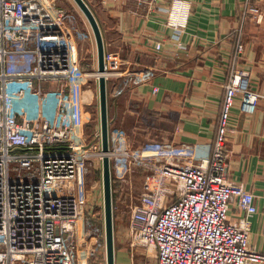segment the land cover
Wrapping results in <instances>:
<instances>
[{
  "label": "built area",
  "instance_id": "obj_1",
  "mask_svg": "<svg viewBox=\"0 0 264 264\" xmlns=\"http://www.w3.org/2000/svg\"><path fill=\"white\" fill-rule=\"evenodd\" d=\"M137 2L152 12L158 0ZM189 10L173 0L167 25L184 27ZM240 17L242 34L245 20L262 22L264 0H244ZM82 33L95 40L93 31L80 29L78 14L55 0H0V264H88L106 250L105 230L93 228V211L85 206L87 176L96 161L103 169L104 153L102 130L90 145L82 130ZM243 51L238 40L227 58L207 160L195 161L194 145L131 146L109 118L112 180L128 184L136 168L155 179L132 207L129 230L132 244L154 252L158 264H264V253L249 242L256 196L227 176L235 101L252 115L264 99L251 88L249 70L238 65ZM105 62L109 100L157 72L126 69L118 53L105 51ZM93 76L99 84L98 70ZM232 209L243 213L239 223L230 221Z\"/></svg>",
  "mask_w": 264,
  "mask_h": 264
},
{
  "label": "crops",
  "instance_id": "obj_2",
  "mask_svg": "<svg viewBox=\"0 0 264 264\" xmlns=\"http://www.w3.org/2000/svg\"><path fill=\"white\" fill-rule=\"evenodd\" d=\"M86 1L102 29L107 54H120L129 70L157 68L151 82L109 100L111 127L131 146L194 145L195 161L207 160L218 130L227 58L238 40L244 43L238 65L249 70L251 88L264 94V18L260 23L245 20L240 34L244 0H183L190 10L179 29L167 25L173 0H158L152 12L137 0ZM257 108L247 115L240 99L235 101L226 140L227 176L256 196L258 211L249 218V242L264 253V99ZM232 210L230 221L239 223L243 213Z\"/></svg>",
  "mask_w": 264,
  "mask_h": 264
},
{
  "label": "rangeland",
  "instance_id": "obj_3",
  "mask_svg": "<svg viewBox=\"0 0 264 264\" xmlns=\"http://www.w3.org/2000/svg\"><path fill=\"white\" fill-rule=\"evenodd\" d=\"M56 3L66 9H72L78 14L79 27L83 30L93 31L90 24L80 11L74 0H55ZM89 5L88 1L85 0ZM81 63L85 75L81 78L82 96L84 102L81 106L82 130L86 136V144L97 141L100 134V113H99V96L98 80L93 76L97 73V46L94 38L88 37L82 33L79 39ZM97 66V68H96ZM140 145H136L138 147ZM132 186L128 184L120 185L113 180V213H114V230H115V247L116 260L115 264H158L154 257L155 254L148 253L147 250L137 244H132L130 236V221L132 216V207L138 201L143 192H149L155 181L151 171L145 168L137 169L130 176ZM86 184V209L93 211V228L104 229V197H103V180L102 168L96 161L95 166L91 168V172L87 176ZM136 180V182H135ZM132 255L134 260L132 263ZM88 264H106V250L104 249L100 255Z\"/></svg>",
  "mask_w": 264,
  "mask_h": 264
},
{
  "label": "water",
  "instance_id": "obj_4",
  "mask_svg": "<svg viewBox=\"0 0 264 264\" xmlns=\"http://www.w3.org/2000/svg\"><path fill=\"white\" fill-rule=\"evenodd\" d=\"M80 11L87 18L91 29L93 30L95 43L97 46V62L99 76V113H100V130H102V146H103V197H104V214H105V247H106V264H115L116 247H115V230H114V213H113V180L111 173V163L109 158V96H107V79L105 77V45L103 40L102 29L98 24L94 12L85 2V0H74Z\"/></svg>",
  "mask_w": 264,
  "mask_h": 264
},
{
  "label": "bare ground",
  "instance_id": "obj_5",
  "mask_svg": "<svg viewBox=\"0 0 264 264\" xmlns=\"http://www.w3.org/2000/svg\"><path fill=\"white\" fill-rule=\"evenodd\" d=\"M176 10H179V12H182V10L180 8H176ZM174 18V17H173ZM98 76H101L100 73H98Z\"/></svg>",
  "mask_w": 264,
  "mask_h": 264
},
{
  "label": "trees",
  "instance_id": "obj_6",
  "mask_svg": "<svg viewBox=\"0 0 264 264\" xmlns=\"http://www.w3.org/2000/svg\"><path fill=\"white\" fill-rule=\"evenodd\" d=\"M115 181V180H114ZM115 183H117L118 184V182L117 181H115Z\"/></svg>",
  "mask_w": 264,
  "mask_h": 264
}]
</instances>
